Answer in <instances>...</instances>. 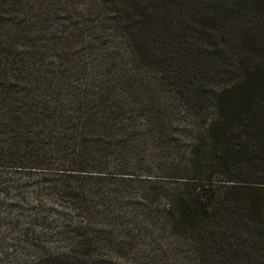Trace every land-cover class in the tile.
<instances>
[{
    "label": "trees",
    "instance_id": "1",
    "mask_svg": "<svg viewBox=\"0 0 264 264\" xmlns=\"http://www.w3.org/2000/svg\"><path fill=\"white\" fill-rule=\"evenodd\" d=\"M76 1L0 0V203L71 239L26 264H264V0Z\"/></svg>",
    "mask_w": 264,
    "mask_h": 264
},
{
    "label": "rangeland",
    "instance_id": "2",
    "mask_svg": "<svg viewBox=\"0 0 264 264\" xmlns=\"http://www.w3.org/2000/svg\"><path fill=\"white\" fill-rule=\"evenodd\" d=\"M50 1H52V0H44V5L49 7ZM63 1H65V0H63ZM68 2H71V0H68ZM91 3H92L91 0H77L76 4L74 3V5L71 7V10H74L77 12V11L82 10V9H84V10L89 9L92 6H94V4H91ZM95 5H97V2H95ZM92 9H94V8L92 7ZM66 14H68V13H66ZM74 21H76V19ZM71 22H73L72 19H71ZM54 31H55L54 28H50L49 32H54ZM84 58L88 59L87 56H84ZM174 94H176V93L172 92L171 90L167 89V87H166L164 91H161V93H159L156 96V98L160 102H162L164 105L172 104L174 106L175 111L178 113L175 115V121L178 122L180 120V118L185 116L186 106L182 101H181L182 103L179 102L176 99ZM185 120H186L187 124L190 123V121H188L187 118ZM183 124H182V128H185L183 126ZM135 145H137V144H135ZM181 147L183 148L182 151L185 152L184 145H181ZM141 150L142 151H140V158L144 164H149V166H151V167L154 164L156 168L159 167L157 160H156V157L158 155V151L155 150L153 148V146H148L147 148H146V146H143V148ZM171 162L172 161H168V160L165 161L164 160L162 169L160 171L171 172L172 167L169 165ZM139 174L140 175H138V177H135L136 179L133 178L132 180L140 181L141 178H143V183L152 184L151 182H149L150 180L145 179L146 177L144 176V173H139ZM153 179L155 181L161 182L156 176H154ZM132 193H133L132 194L133 197L137 198V192H136L135 188H133ZM15 194L16 193H14V192H9V193L4 194V192L0 191V202H2V200H5V198L13 199L15 197ZM24 195L27 197V201H26V204H24V207L33 208L30 205V204H33L34 200H35L32 197V194L27 192ZM11 202L12 201H10V203ZM160 208H162V207H160ZM160 208H158V209H160ZM25 209L27 212H29L27 210L28 208H25ZM18 213H19V211H17V210L8 209V206L6 203H3V204L0 203V264H26V263L30 262L31 260L34 259L35 255L37 254L38 249L40 248V246H38V244H40V242H41V244H40L41 247H42V244H45L46 246H50V247L61 246L63 248H66V244L70 245V242H71L70 236H62V237L61 236H24L22 233H19V231L26 226V223H22L20 225L21 229H19V230L17 229V231H15L13 229L14 226H12L11 224H8V221H10V220L12 221V218L15 221ZM156 222L158 223V225H157L158 227L157 228L153 227V228L149 229L148 232L150 233V236H168V234L165 232L164 233L159 232V230L163 227L162 224H163L164 220L159 219ZM132 236H134V238L137 242V249L135 251H136V253H138V251L141 248H143V243L146 242L144 239L145 236H142V234L132 235ZM116 237L117 238H125V236H116ZM125 250H126V256L124 255L123 257L126 260L121 259L122 260L121 262L124 263V261H128V263L131 264L130 257H127V256L128 255H134V253H132L131 250H129L128 248H126Z\"/></svg>",
    "mask_w": 264,
    "mask_h": 264
}]
</instances>
